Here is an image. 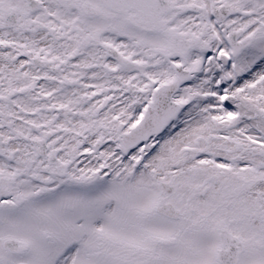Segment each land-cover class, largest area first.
Instances as JSON below:
<instances>
[{"label": "snow or ice", "instance_id": "obj_1", "mask_svg": "<svg viewBox=\"0 0 264 264\" xmlns=\"http://www.w3.org/2000/svg\"><path fill=\"white\" fill-rule=\"evenodd\" d=\"M0 264H264V0H0Z\"/></svg>", "mask_w": 264, "mask_h": 264}]
</instances>
